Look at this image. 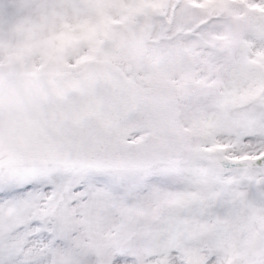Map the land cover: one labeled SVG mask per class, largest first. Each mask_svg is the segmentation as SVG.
<instances>
[{"label":"snow or ice","instance_id":"1","mask_svg":"<svg viewBox=\"0 0 264 264\" xmlns=\"http://www.w3.org/2000/svg\"><path fill=\"white\" fill-rule=\"evenodd\" d=\"M0 264H264V0H0Z\"/></svg>","mask_w":264,"mask_h":264}]
</instances>
